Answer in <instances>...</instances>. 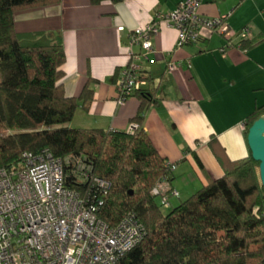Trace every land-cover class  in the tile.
Here are the masks:
<instances>
[{"label": "trees", "instance_id": "1", "mask_svg": "<svg viewBox=\"0 0 264 264\" xmlns=\"http://www.w3.org/2000/svg\"><path fill=\"white\" fill-rule=\"evenodd\" d=\"M60 1L0 0V169L17 165L26 152L47 150L69 159L67 185L81 194H96L95 177L108 181L99 217L113 227L134 212L145 227L143 239L117 264H264V186L252 156L222 159L221 177L164 214L152 189L164 177L172 182V164L143 127L145 110L157 103L156 88L134 93L140 107L132 131L69 125L80 100L89 103L93 92L86 86L79 98L66 94L60 35L15 28L16 12ZM250 40L242 39L241 47ZM262 115L264 104L248 117L246 136ZM76 159L88 170L77 172Z\"/></svg>", "mask_w": 264, "mask_h": 264}, {"label": "crops", "instance_id": "2", "mask_svg": "<svg viewBox=\"0 0 264 264\" xmlns=\"http://www.w3.org/2000/svg\"><path fill=\"white\" fill-rule=\"evenodd\" d=\"M181 1L61 0L16 12L15 28L60 35L66 94L79 98L86 86L93 92L89 103L80 100L70 126L128 132L140 100L134 94L119 102L117 82L131 62L130 33ZM198 12L225 17L235 31L249 25L252 45L244 49L239 37L228 39L204 25L198 42L179 47L177 30L161 23L155 52L138 61L157 97L144 112L143 127L160 155L177 164L171 185L179 196L170 198L171 207L221 177L222 159L251 156L246 123L264 104V0H203ZM132 51L143 53L139 45ZM171 61L178 67L170 72Z\"/></svg>", "mask_w": 264, "mask_h": 264}, {"label": "built area", "instance_id": "3", "mask_svg": "<svg viewBox=\"0 0 264 264\" xmlns=\"http://www.w3.org/2000/svg\"><path fill=\"white\" fill-rule=\"evenodd\" d=\"M202 1L183 0L173 11L130 33L131 62L117 82L119 102L148 86L138 61L155 52L153 37L161 23L177 30L179 47L198 42L204 25L228 39L252 38L249 25L235 31L225 17L199 14ZM135 45L142 47V55L132 51ZM177 67L171 61L168 70ZM68 162L47 150L26 152L17 165L0 169V264H117L143 239L145 227L134 212L113 227L99 217L98 210L110 188L108 181L94 178L96 194L90 190L81 194L67 185ZM74 162L77 172L88 170L82 159ZM169 164L172 170L177 167L176 163ZM152 194L168 207L170 198L179 196L165 177L153 187Z\"/></svg>", "mask_w": 264, "mask_h": 264}, {"label": "water", "instance_id": "4", "mask_svg": "<svg viewBox=\"0 0 264 264\" xmlns=\"http://www.w3.org/2000/svg\"><path fill=\"white\" fill-rule=\"evenodd\" d=\"M247 141L252 158L259 162L260 179L264 186V115L250 126Z\"/></svg>", "mask_w": 264, "mask_h": 264}, {"label": "rangeland", "instance_id": "5", "mask_svg": "<svg viewBox=\"0 0 264 264\" xmlns=\"http://www.w3.org/2000/svg\"><path fill=\"white\" fill-rule=\"evenodd\" d=\"M156 202L159 204V205H161V199H160V197H157L156 198ZM161 207V210H162V212L164 213V214H167V213H169L174 207H171V206H160Z\"/></svg>", "mask_w": 264, "mask_h": 264}]
</instances>
